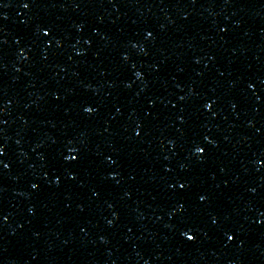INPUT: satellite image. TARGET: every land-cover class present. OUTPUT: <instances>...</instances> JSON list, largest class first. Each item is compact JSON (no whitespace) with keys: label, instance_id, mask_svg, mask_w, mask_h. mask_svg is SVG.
<instances>
[{"label":"water","instance_id":"1","mask_svg":"<svg viewBox=\"0 0 264 264\" xmlns=\"http://www.w3.org/2000/svg\"><path fill=\"white\" fill-rule=\"evenodd\" d=\"M0 264H264V0H0Z\"/></svg>","mask_w":264,"mask_h":264}]
</instances>
